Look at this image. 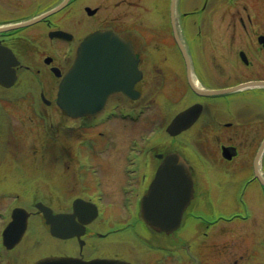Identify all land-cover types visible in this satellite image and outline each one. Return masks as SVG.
Segmentation results:
<instances>
[{
    "label": "flooded vegetation",
    "instance_id": "obj_1",
    "mask_svg": "<svg viewBox=\"0 0 264 264\" xmlns=\"http://www.w3.org/2000/svg\"><path fill=\"white\" fill-rule=\"evenodd\" d=\"M63 1L0 0V78L8 79L13 69L16 73L12 86L0 84V153L8 152V168L0 174V180L3 182L14 175L19 185V192L10 191L0 181V264H34L47 255H66L82 260H121L130 264H170L174 256H180L182 264H190V261L199 264L200 259L221 264L222 252H211L216 249L217 232L221 233V214H218L220 219L204 215L193 218L194 226L189 227L191 233H183L180 245L174 243L175 232L157 231L143 221L140 198L147 191L148 180L159 164L156 153L152 159L145 154L137 156L136 161L127 160L125 156L115 157L112 167L105 160V169L99 171L101 175L103 171L108 181H105V196L113 193L121 194L124 199L126 195L132 196H127V202H105V216L97 200L82 197L99 206L98 217L83 232L73 231L81 232V237L67 240L55 237L57 241L69 244L65 251L45 252L44 238L50 235V226L39 205L49 206L55 214L72 212L77 195L67 202L62 199L55 203L51 196L57 192H77L80 187L86 190L91 184L88 174L78 181L77 169L84 166L77 163V154L67 155L70 148L74 150L75 140L63 136L74 129L75 119L63 114L56 105L61 77L87 35L98 30L129 34L135 31L131 24L126 25L124 17L114 14L122 4L128 3L129 8L145 11L146 18L150 19H145L149 25L157 18V12L146 11L150 5L147 8L141 4L136 6L134 0H68L64 7L55 11ZM111 1L115 3L110 5ZM160 1L169 4V13L172 0L151 2ZM88 8H95L96 12L91 15ZM163 12L167 13V10ZM179 12L185 23L183 33L192 59L193 77L205 84L264 82V0H179ZM12 25L16 27H8ZM143 25L145 28L139 27L143 29L141 32L149 30L150 36L155 35L150 30L152 27ZM170 28L169 35L175 42L171 25ZM150 41L157 46L152 36ZM178 54L180 69H176L169 59L165 60L169 62L166 77L183 84V97L190 99L191 105L198 102L204 105V111L194 125L197 143L192 142L213 174L226 179L225 184L221 182L218 186L223 192L226 187L245 179L247 195L261 198L259 204L264 205V187L255 177V151L264 138V89L253 87L229 95L225 98L228 104L235 98H246V101L241 107L221 108L218 99L198 96L190 89V67L179 50ZM117 95L125 98L120 93L114 96ZM123 109V105L111 104L105 112V122L120 119V116H115ZM26 114H30V119ZM61 114L64 120L60 130L54 128L48 119L53 115L59 119ZM11 115L19 116L24 122L14 126ZM18 137L22 138L20 143L17 142ZM85 141L88 146L90 140ZM189 142L188 138L185 143ZM56 147H59L58 153L46 154ZM223 147H236L237 156L227 161L222 157ZM56 168L63 179V187L52 186V173ZM41 171L44 177L40 176ZM31 178L32 185L29 182ZM100 186L92 188L99 189ZM6 194L12 196L4 200L2 196ZM238 203L234 206L254 208L252 202ZM201 206L202 211L220 209L215 202L207 200ZM17 209L27 211L28 226L22 241L9 249L3 243V232L14 215L22 220L23 212L16 213ZM195 241L198 242L197 247ZM206 242L209 249L204 246ZM247 262L248 259L241 257L234 264Z\"/></svg>",
    "mask_w": 264,
    "mask_h": 264
},
{
    "label": "rangeland",
    "instance_id": "obj_2",
    "mask_svg": "<svg viewBox=\"0 0 264 264\" xmlns=\"http://www.w3.org/2000/svg\"><path fill=\"white\" fill-rule=\"evenodd\" d=\"M136 1V6L141 4L142 7L147 8L149 5L150 7L146 11H154L157 12V21L151 22V25L146 23L148 18L147 16L143 13L142 9H139L137 7L134 8H129L128 3L122 4L118 10H114L117 16L121 17H126L127 20L130 22L135 21L138 22V25L136 23H133L131 26L134 28V32L130 34L131 37L136 38L137 42L141 45V48L143 49V60H145V64H143V69L146 73V82H145V88L144 90L146 92H151L148 95L144 94V96L140 99V101H127L124 97L117 95L114 96L111 99V102L109 103L110 105L113 103H118L120 106L123 105L125 108V113H128L132 111L133 109L139 108L140 105L146 104L144 106H149L148 108L144 109V113L141 114L140 118L137 121H132L129 119H126L125 122L121 121L120 119H114L110 122L105 123L102 121H99V119H95L97 117L99 118H104V116L98 115L97 117L93 116L91 118L87 119H75L74 120V129H71L66 136H63L68 139H73L75 140V145H74V150L70 148L72 151H68L67 155L71 154H77V163L82 167L81 169H77V177L78 181H80L83 177V175H89V178L91 179V184L89 188L86 190L83 189L82 187L77 188V192L65 194L63 192H57L55 195L51 196V201L52 202H59L60 200L63 199V202H67L68 200H71L74 196H82V197H90V196H95L98 197L100 193L98 192L97 189H93L92 186L99 185L100 188L103 190L104 195L102 194V201L105 204V201L109 202H120L122 201L123 196L121 194L118 195V193H113V194H108L105 196V176H103V171L102 175L100 172L97 174L99 177H96L95 173H91V169H97V171H101V168L105 169V160L107 161V165H110L112 167V161L115 159V157H121L125 156L128 152V150L132 149L131 141L134 138L138 139V142L142 144V147L140 145H137L135 154H143L144 150L148 151L150 150L151 145H154L156 139H161V141H165L166 135L163 133L165 126L167 125L168 121L171 119L170 117L173 116L171 115L169 117V111L173 110V113H177L181 108H182V103L183 100L180 98V94H176V100H174L173 93H172V103L171 106L169 107V103H167V100L164 101V99L167 97L168 94L165 93V84H166V79L165 77H156L154 74L156 73L155 71L159 68L155 66L157 63H159L161 56H160V51L156 50L159 49V45L156 46L155 43L152 41H147L148 38L150 39V34L148 36L139 35L141 33L140 24L142 25L145 24L148 27H152L150 29L155 35H157V38H163L166 37H171L170 35L164 34L161 31V27L163 28L164 26L167 25V22L169 21V16L168 13H164L163 10H161L158 5L159 3L153 4L151 1L153 0H134ZM141 1V2H137ZM147 1V2H146ZM126 2H129V0H126ZM150 2V3H149ZM115 2L111 1L110 5L114 4ZM164 5H167L164 3ZM159 11V12H158ZM124 12V13H123ZM148 13V12H146ZM149 14V13H148ZM110 16L114 17L113 14H110ZM94 21V20H92ZM154 42H156V39H153ZM157 42H159L157 40ZM145 43V46H144ZM172 43V41H170ZM156 46V47H155ZM169 51H167V54ZM177 53V52H175ZM162 54V53H161ZM163 54H165V51H163ZM162 54V56H163ZM173 54V53H172ZM171 57V54H170ZM155 58V59H154ZM178 61V56L175 54L174 57L171 60V64L175 66L176 69H180L179 66L177 65ZM169 62L167 63V65ZM165 68V67H164ZM180 79V77H179ZM181 81V80H180ZM177 86H181L180 82H177ZM156 89V90H154ZM178 89L179 93H182L181 90ZM156 95H155V93ZM172 113V114H173ZM27 118L30 119V114H26ZM12 123L14 126H19L21 125L23 120L19 118V116L16 117V115H11ZM55 117L53 115L54 119L49 117L48 122H51L56 129H63L62 128V122L64 116L60 115ZM89 119V120H88ZM33 122V121H32ZM36 121L35 123H37ZM67 122V121H64ZM69 123V122H68ZM110 124V125H109ZM64 125V124H63ZM90 125V126H88ZM106 126V128H105ZM155 126L160 127V133L159 136L155 139H153L151 142L149 141V137L155 133ZM105 130L109 131V134H107V138L110 140H113L115 144H119L114 146L111 144L110 147H106L105 143L107 139L105 138ZM34 138V136H33ZM19 141L21 142L22 138L18 137ZM90 140L89 145H86V141ZM143 140L146 141L144 144H146L143 147ZM113 143V142H112ZM2 143L0 142V146ZM179 145V144H178ZM157 147H160V144H157ZM105 148H107L105 150ZM109 149V150H108ZM36 150V149H35ZM59 151V147H56L53 152H46V154H56ZM194 152H196V149H191L190 153L193 158L197 160V156L194 155ZM125 154V155H124ZM8 152L5 151L4 154L0 153V174H3L7 168H8ZM65 156V155H64ZM67 158V156H65ZM192 157H187L190 162L193 161ZM68 159V158H67ZM69 160V159H68ZM64 165V164H63ZM69 165H71L69 163ZM58 168H56L53 173V180L52 186L58 187L62 186L63 187V179L60 177ZM44 172L41 171L40 176L44 177ZM37 180V179H36ZM2 182V180H0ZM30 185H32V178L29 180ZM43 182V181H41ZM108 182V181H107ZM3 185H5L10 191H15L19 192L17 189L19 188L17 178L16 176H11L10 178L6 179L5 181L2 182ZM44 183V182H43ZM91 187V189H90ZM206 187V184L199 189V192L193 202V205L195 206L197 203H200L202 201L201 198V192L202 190ZM219 192V190H218ZM230 192V188H227L226 194ZM220 193V192H219ZM12 196V195H10ZM7 194L3 195L2 198L4 200L8 199ZM106 197V200H105ZM47 198V196H46ZM252 204L254 209H251L250 211H247V216L250 215V220L244 221V222H239V221H234L232 222H221L220 224L222 225L221 233L216 236V249H212V253H219L220 251L222 252L221 254V259L220 263L221 264H234L235 260H240L241 257L246 258L251 260V264H264V209H257L259 208L257 205L259 204L258 200H255L254 198L251 197ZM240 200H244L243 196L240 193V190H232V199L224 197L223 199V204L222 208L219 209L216 213L219 214H228L229 216L230 213L233 212V210L238 209L235 208L234 204ZM193 205L189 207L190 212L193 210ZM245 210H240V212L243 213ZM124 213V211H123ZM245 213V212H244ZM252 215V217H251ZM206 218H211V214L209 210H206L205 212ZM185 220V218H184ZM192 220L187 217L186 215V221H185V226L182 227L179 232L182 234L184 233L185 235H190V224ZM187 229H185V227ZM185 229V230H184ZM184 231V232H183ZM178 232V233H179ZM196 242V241H195ZM194 242V243H195ZM177 244V243H176ZM198 242H196L195 246L197 247ZM204 246L206 248H210L207 245V242L204 243ZM44 248L45 251H56V252H63L67 248H69V244L62 243L57 241L54 238H48L46 236L44 238ZM208 254V252H207ZM181 255V253L179 254ZM179 256H174L171 259L170 264H181L183 261L178 260ZM250 258V259H249ZM219 261V259H217ZM214 261V259H212ZM190 264H193L190 261ZM199 264H212V262H208L207 259H200Z\"/></svg>",
    "mask_w": 264,
    "mask_h": 264
},
{
    "label": "water",
    "instance_id": "obj_3",
    "mask_svg": "<svg viewBox=\"0 0 264 264\" xmlns=\"http://www.w3.org/2000/svg\"><path fill=\"white\" fill-rule=\"evenodd\" d=\"M183 49V46L180 45ZM142 77L138 69V60L131 47V42L125 41L117 33L96 32L81 43L77 58L64 76L58 93L59 106L70 116L80 117L100 112L105 107L113 92H123L135 99L134 85ZM264 85V83H258ZM246 84L243 86H251ZM221 93V91L211 94ZM202 106L197 104L187 111L178 114L168 131L175 135L187 129L201 112ZM264 146V145H263ZM263 146L259 153H261ZM192 173L189 165L178 153L169 154L160 165L148 193L143 197L141 212L144 220L152 227L172 232L182 221L186 208L194 195ZM75 214L82 216L81 203L78 200ZM92 206V205H91ZM90 207H88L89 210ZM52 233L56 231L57 219L65 220L70 215L54 216L50 209L43 208ZM91 217H95L97 210L91 207ZM75 214H72L75 216ZM87 223L89 220H82ZM22 223V224H21ZM14 223V228L21 231L26 223ZM71 228L73 226H70ZM62 237H71L72 233L61 234ZM21 237V236H20ZM37 264H78L73 258L51 257L39 261ZM84 264H109L92 261Z\"/></svg>",
    "mask_w": 264,
    "mask_h": 264
}]
</instances>
